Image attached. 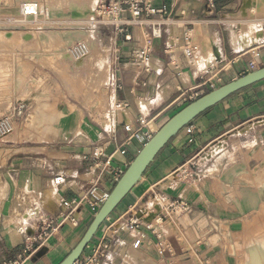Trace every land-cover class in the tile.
I'll return each instance as SVG.
<instances>
[{"label": "crops", "instance_id": "obj_1", "mask_svg": "<svg viewBox=\"0 0 264 264\" xmlns=\"http://www.w3.org/2000/svg\"><path fill=\"white\" fill-rule=\"evenodd\" d=\"M26 1L0 0V7H21ZM209 3L210 0L156 1L158 6H169L173 20L166 28L163 39L155 41L148 69L131 61L132 54L144 45L143 28H132L131 41L121 40L124 69L117 97L127 104L122 112L123 124L141 128L140 134L127 145L126 154L118 151L130 135L124 125L119 124L115 133H108L104 131L106 121L100 122L98 118L88 119L87 123L84 121L80 125L66 122L65 137L55 148L51 142H47L41 146L46 150L41 152L31 151L36 146L28 144L23 146L28 149L25 152L0 149V264L16 259L23 251L25 234L20 227L26 223L23 224L25 219L18 212L26 207L38 211L29 227L26 226L31 233L39 226L41 219L64 213V200L84 197L93 187L96 194L111 192L116 183L114 175L107 169L103 170V167L107 164L109 168L126 170L146 143L148 126L157 131L189 103L178 100L182 92L189 95L197 91L203 80L222 85L247 74L252 71L250 61L254 60L256 53L261 55L258 66H264L263 47L248 50L250 45L242 48L234 35L236 31L229 36V32L225 34L220 24L218 42L206 39L201 44L193 35L192 51L188 52L183 42L184 29L193 24L194 31L196 24L201 25L195 23L198 20H215L212 17L216 8L211 12ZM234 14L237 13H227L226 17ZM5 17L9 15L5 14ZM212 26L216 28V25ZM198 30L200 34L202 29L199 26ZM175 35L179 41L170 42ZM165 43L173 44V53H165ZM209 44L213 47L206 48ZM216 51L219 52L217 56L211 55ZM200 53L204 56L203 60L195 57ZM206 59L209 60L208 65L202 66L200 63H205ZM202 89L209 92V83ZM141 121L148 125L143 126ZM220 141L227 146L213 154L218 150L216 147ZM8 150L12 151L9 155ZM96 150L102 151L101 157L96 158ZM196 156L199 159L193 178L181 180L173 174L179 166ZM58 176L63 177L61 183L55 180ZM172 178L175 179L174 184ZM154 199L161 203L158 205L161 213L154 219L162 216L163 224H176L179 220L176 219V212L178 209L185 211L182 205L187 204L189 209L185 212L195 214L197 218L224 223L234 231L238 228L241 230L244 218L252 217L264 204V80L210 107L174 136L147 169L142 180L103 223L80 260L88 256H85L86 253L92 254L103 237H106L108 246L100 264H159L160 258L190 257V250L179 247L175 234L167 236L161 223H155V231L146 227L150 219L140 214L148 209L153 211L150 207ZM22 200H29V203L24 204ZM4 210L9 219L4 215ZM94 210L95 206H81L74 215L77 224L70 221L63 224L50 241L24 264H59L81 240L97 212ZM135 217L139 220L142 218L138 231L129 227ZM206 229L204 247L199 251L201 255L208 253L209 256L210 251L215 249L210 246L215 236L220 238V241H215L219 245L227 239L214 234L212 227ZM182 231L185 232L186 242L194 243V232L183 227ZM139 233L144 234L143 244L135 248L134 242L139 238ZM260 235L263 237L264 233ZM262 237L251 242H260ZM167 240L170 245H167ZM159 242L162 243L160 247ZM43 248L47 249L46 252L38 256ZM249 248L252 249L250 244ZM252 254L246 255L244 263ZM173 258L167 259L169 264Z\"/></svg>", "mask_w": 264, "mask_h": 264}, {"label": "rangeland", "instance_id": "obj_2", "mask_svg": "<svg viewBox=\"0 0 264 264\" xmlns=\"http://www.w3.org/2000/svg\"><path fill=\"white\" fill-rule=\"evenodd\" d=\"M35 1L39 3V10L43 9V12H39L38 18L30 17L22 24L20 21L18 24L17 20H14L17 18L11 16L9 12H6L9 17L0 14V119L10 117L14 106L19 102L27 104L24 117L18 121L19 125L16 123L18 126L11 134L0 138V149L9 148L15 152H25L28 149L23 146L27 144L36 146L31 149L34 152L46 150L41 146L46 145L47 142H51L54 148L58 147L60 139L65 137L66 122H74L77 125L84 121L87 123L88 119L92 120V118L105 122L103 118L107 105L105 79L108 72L106 76L104 72L109 66L111 51L109 48L111 31L109 30L111 29L99 26L94 19L97 15L94 10H97L101 0H94V8L95 6L97 8L91 9L90 7L89 11L87 9L82 11L70 0L68 3L66 0ZM234 1L236 0H231L221 8H217L215 2L216 13L212 17L214 21L198 20L195 22L201 25L196 24L192 34L201 44L206 39H211L215 43L219 41V24L225 34L229 32V36L236 31L234 35L241 42L242 48L252 45L260 37V34L254 31L246 37L240 30L249 21L260 23V20L264 19L263 0H244L243 4ZM231 12L237 13L230 15V18L234 17L233 19L226 17V14ZM212 25H216V28ZM198 26L202 29L200 34L197 33ZM18 36L20 40H15ZM176 41H179L177 35L170 40L172 43ZM78 42L88 45L87 54L76 55L72 52ZM258 43L261 45V42ZM92 53L99 54L96 62L92 63L93 66L89 65V57ZM202 56L200 53L195 57L203 60ZM208 63L209 60L206 59L205 63L200 64L206 66ZM90 66L93 73L87 70ZM260 67L262 65L258 66ZM207 92L208 90H205L203 94ZM6 152L9 155L12 151ZM194 170L196 171V168ZM172 183H175V179ZM27 203L29 200L24 201V204ZM160 204L159 200L154 199L150 208L158 207ZM98 208L99 206H95L94 211ZM18 213L25 219L23 224L26 223L20 229L27 231L26 226L30 225L31 219L38 214V211L33 210L32 207H26ZM147 213L152 212L148 209ZM176 213V219H179L176 224L171 222L163 224L161 218L156 224L161 223L165 226L167 236L175 234L179 247L189 249L191 256L171 257L173 261L170 264H245L247 254L257 253L249 248V244L254 239L262 237L260 234L264 233V204L252 217L244 218L241 230L238 228L237 231L228 228L224 223L214 220L206 221V219L197 218L195 214L192 215L180 209ZM4 215H8L5 210ZM20 216L19 219H21ZM6 218L9 219L8 216ZM182 227L194 232L196 236L194 243L186 242ZM206 227L214 228V234H220L221 237L227 239L225 243L219 245L215 241H220V238L215 236L216 239L214 237L210 241V246L215 249L210 251L209 256L208 253L201 255L200 252L204 247ZM166 243L170 245L168 240ZM87 255L89 253L85 254ZM171 258H160L158 262L169 264L167 259ZM250 264L258 263L254 260L250 261Z\"/></svg>", "mask_w": 264, "mask_h": 264}, {"label": "built area", "instance_id": "obj_3", "mask_svg": "<svg viewBox=\"0 0 264 264\" xmlns=\"http://www.w3.org/2000/svg\"><path fill=\"white\" fill-rule=\"evenodd\" d=\"M157 0H101L99 2L98 8L96 10V21L99 26L106 27L111 29V47H110V57H109V66H108V75L105 79L106 90L105 97L107 100L106 110L104 111L103 118L106 121L104 124V131L108 133H115L118 129L119 124H123L122 112L126 108L127 104L119 100L117 97L118 91L121 89V73L124 69V55H123V45L121 40L131 41L132 33L131 30L133 27L138 26L143 28L144 32V45L141 49L135 51L131 56V61L135 62L137 65L144 66L146 69L150 67V60L152 52L154 49V43L158 39H163L166 28L172 23L171 10L167 4H162L160 6L156 5ZM239 3L243 4L244 0H239ZM39 3H23L20 7V11L24 15H36L39 11ZM209 7L211 12L215 11V2L210 0ZM194 27V25L192 24ZM260 31L262 37L260 38L261 45L259 43L253 44L249 49L264 47V21L260 23ZM193 28L186 26L183 33V42L186 45L188 52L192 51L193 44ZM88 45L86 43L78 42L74 47L72 52L76 55L87 54ZM174 52V46L171 43H165V53L171 54ZM255 53V51H254ZM261 58L260 53H256L254 60L250 61V68L256 70L258 68V60ZM209 83L211 90L216 88V83L210 80H203L197 87V91L190 93L189 95L186 92H182L178 97V100L192 102L196 100L200 94H203L205 90L202 88ZM203 90V91H202ZM202 91V92H200ZM27 110V104L19 102L16 104L12 110L10 117H4L0 119V138L5 137L6 135L11 134L14 129L19 125L20 121ZM16 123L18 124L16 126ZM143 126H147L146 122L141 121ZM21 124V123H20ZM124 128L130 135L122 142L119 146L118 151L122 154H126L127 145L131 143L132 139L140 134L141 128H135L131 124L124 123ZM154 130L148 126L147 131L145 132L146 142L152 138ZM227 144L223 141H220L219 146L216 147L218 151L224 149ZM215 151V149H213ZM96 158L102 156V151L96 150L94 152ZM198 157L192 158L179 166L173 174H177L176 177L181 180H190L195 175V168L197 167ZM114 175L115 182L124 173L125 169L120 167H108L107 164L103 167V170H106ZM57 183H61L63 180L62 176H58L56 179ZM95 187H93L84 197L79 199L74 198L72 200H64L63 204L66 207V211L59 215L51 214L43 219L35 231L29 233L28 231L21 232L25 234V243L22 253L14 260L8 261L6 264H24L36 252L45 246L50 239L54 236L56 232L60 230L63 224L70 221L74 225L77 224L76 219L74 218L77 210L88 204L89 206H100L109 196L110 192H101L96 194ZM182 205V202L180 203ZM185 211H188L189 207L187 204L182 205ZM153 212L156 215L161 213V210H157V206L153 207ZM182 208V209H183ZM162 220V216L160 217ZM142 218H136L133 220L132 224L129 226L130 229L138 228L142 223ZM146 227L155 231V226L151 221L146 222ZM140 232V231H139ZM157 234V233H156ZM139 238L134 242V247L138 248L143 244L144 234L139 233ZM162 243L159 242L158 246H162ZM106 237H103L100 241L98 247L94 252L88 255L83 260H78L75 264H100V259L103 257L104 250L107 248Z\"/></svg>", "mask_w": 264, "mask_h": 264}, {"label": "water", "instance_id": "obj_4", "mask_svg": "<svg viewBox=\"0 0 264 264\" xmlns=\"http://www.w3.org/2000/svg\"><path fill=\"white\" fill-rule=\"evenodd\" d=\"M14 8H17V13L15 14H19L20 7ZM4 9H6L5 12H9L8 10L11 11L13 7H6ZM2 11L4 10H0V14L4 13ZM262 80H264V66L210 90L196 100L189 102L172 115L155 131L152 138L143 145L141 150L133 158L122 176L115 183L108 198L99 206L81 240L59 264H75L80 259L103 223L116 210L131 190L142 180L147 169L174 136L210 107L215 106L237 91ZM157 210H160V208L157 207ZM140 216L142 215L140 214ZM150 216L154 218L155 214L151 213ZM46 250V248H43L37 255L44 254Z\"/></svg>", "mask_w": 264, "mask_h": 264}, {"label": "bare ground", "instance_id": "obj_5", "mask_svg": "<svg viewBox=\"0 0 264 264\" xmlns=\"http://www.w3.org/2000/svg\"><path fill=\"white\" fill-rule=\"evenodd\" d=\"M20 1H23V0H20ZM34 2L35 0H28V1H26L25 3H31V2ZM52 1V0H51ZM74 5H76L77 7H80V9L82 10V11H86V9H87V11H89L88 9H90V7H91V9H96L97 7L95 6V8H94V0H70ZM41 2V1H40ZM69 1L68 0H66V3H68ZM262 7H264V0H263V3H262ZM5 7H3L2 9H1V7H0V10H4V11H2V12H4V13H2L3 15H5L6 14V9H4ZM83 8V9H82ZM252 9H254V8H252ZM46 10V9H45ZM12 15L11 16H14V18H17V19H14L15 21L17 20V22H18V24H20L19 23V21L21 22V24H22V22L23 21H28L29 19L28 18H30V17H32L33 19L34 18H38L39 17V12L41 11V12H43V9L42 10H39L38 11V13L36 14V15H24V14H22V12L20 11V13L19 14H15V13H17V8H14L13 7V9L10 11V10H8ZM47 11V10H46ZM45 11V12H46ZM95 12H96V10H94ZM40 12V13H41ZM14 13V14H13ZM43 14V13H42ZM19 18V19H18ZM21 18V19H20ZM258 18H263V17H258ZM13 19V18H12ZM94 19H96V17L94 16ZM36 20H38V19H36ZM13 21V20H12ZM14 21V22H15ZM261 22H263L264 21V19H262V20H260ZM259 21V22H260ZM16 22V23H17ZM260 22V23H261ZM260 23H256V22H247L242 28H241V33L242 34H244L246 37H248V35L250 34V33H252L253 31L254 32H257V33H259L260 34V37L257 39V40H255V42H253V44H255V43H257V42H259L260 41V38H261V36H262V34H261V31H260ZM4 39H6L5 37H4ZM71 39V38H70ZM15 40H20V38H19V36L18 37H15ZM6 41V40H5ZM89 42H90V45H91V41L89 40ZM252 44V45H253ZM210 45V44H209ZM207 45L206 46V48H208V47H210V48H212L213 46L212 45ZM251 45V46H252ZM204 47V46H203ZM206 48H204V49H206ZM203 49V48H202ZM215 49V48H214ZM217 49V48H216ZM218 50V49H217ZM214 51V50H213ZM217 52V51H216ZM212 54L211 55H215V56H217V54L219 53H217V54H215V52H211ZM98 55L99 54H96V53H92L91 55H90V57H89V65H92V63H94V62H96V59L98 58ZM207 56V55H206ZM204 57V56H203ZM209 57V56H208ZM100 58V57H99ZM102 58H104V56H102ZM102 58L100 59V60H102ZM207 58V57H206ZM100 60H98V62L100 63ZM100 65V64H99ZM93 66V65H92ZM97 66V65H96ZM108 66V65H107ZM94 68V67H93ZM106 68H108V67H106ZM87 70L89 71V72H92V67L90 66V67H87ZM98 72V71H97ZM106 72H108V70L106 71ZM105 72V73H106ZM93 73V72H92ZM106 76V75H105ZM97 83V82H96ZM99 85V84H98ZM79 124V123H78ZM80 125V124H79ZM79 127V126H78ZM80 130V129H79ZM171 182H174V178H172V181ZM2 200V199H1ZM49 200V199H48ZM51 200V199H50ZM154 209V208H153ZM153 212V211H152ZM143 214H141L142 216H148L149 218L151 217L150 216V214L149 213H145V212H142ZM147 217V218H148ZM153 219V220H152ZM160 220V217H157L155 220H154V218L153 217H151L150 218V221L152 222V223H159V220ZM153 221H155V222H153ZM165 226H163V228H164ZM29 230V229H28ZM27 230V231H28ZM162 230H164V232H165V228L164 229H162ZM167 232V231H166ZM165 232V233H166ZM250 246L252 247V249H254L257 253H253L252 255H250V256H248V260L246 261V263L245 264H250V261H254L255 260V262H257L258 264H260V263H264V236L262 237V240L260 241V242H255V243H253V242H251V244H250Z\"/></svg>", "mask_w": 264, "mask_h": 264}, {"label": "trees", "instance_id": "obj_6", "mask_svg": "<svg viewBox=\"0 0 264 264\" xmlns=\"http://www.w3.org/2000/svg\"><path fill=\"white\" fill-rule=\"evenodd\" d=\"M230 1L231 0H215L217 8L227 5Z\"/></svg>", "mask_w": 264, "mask_h": 264}]
</instances>
